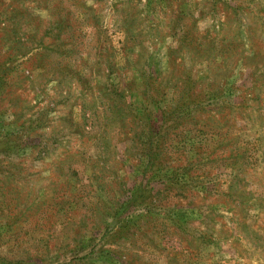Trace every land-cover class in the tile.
<instances>
[{
  "label": "rangeland",
  "instance_id": "374dc122",
  "mask_svg": "<svg viewBox=\"0 0 264 264\" xmlns=\"http://www.w3.org/2000/svg\"><path fill=\"white\" fill-rule=\"evenodd\" d=\"M0 264H264V0H0Z\"/></svg>",
  "mask_w": 264,
  "mask_h": 264
}]
</instances>
